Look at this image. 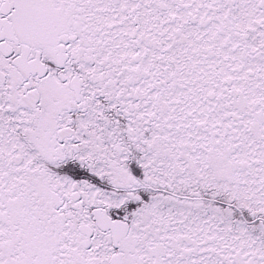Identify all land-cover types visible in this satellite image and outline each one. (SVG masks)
I'll return each instance as SVG.
<instances>
[{"label": "snow or ice", "instance_id": "1", "mask_svg": "<svg viewBox=\"0 0 264 264\" xmlns=\"http://www.w3.org/2000/svg\"><path fill=\"white\" fill-rule=\"evenodd\" d=\"M0 264H264V0H0Z\"/></svg>", "mask_w": 264, "mask_h": 264}]
</instances>
